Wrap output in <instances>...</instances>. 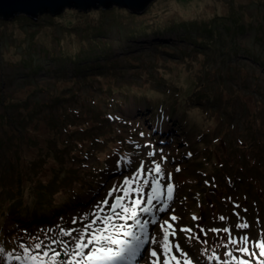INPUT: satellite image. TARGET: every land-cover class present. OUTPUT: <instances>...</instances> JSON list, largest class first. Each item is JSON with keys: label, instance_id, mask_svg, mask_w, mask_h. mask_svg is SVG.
<instances>
[{"label": "rangeland", "instance_id": "1", "mask_svg": "<svg viewBox=\"0 0 264 264\" xmlns=\"http://www.w3.org/2000/svg\"><path fill=\"white\" fill-rule=\"evenodd\" d=\"M84 57L103 73L72 77L71 59ZM107 91L120 97L117 111L147 125L159 105L168 110L164 130L176 152L190 143L196 151L184 159V181L189 184L200 161L208 173H201L202 184L205 176L218 177L215 190L204 186L199 207L189 203L199 215L227 211L232 202L225 195L233 193L241 196L232 200L241 207L232 215L264 227V0H152L137 13L112 5L66 7L36 20L24 13L0 18V218L12 190L32 211L37 188L49 189L58 173L56 188L45 190L46 205L55 209L49 223L68 200L64 215H75L84 226V210L120 185L129 169L122 167L119 175L109 169L103 183L99 163L118 141L136 134L127 129L128 118H105ZM92 125L107 135L93 160L87 158L86 133ZM240 177L242 189L231 190ZM77 193L83 198L73 204ZM79 205L84 208L76 210ZM156 233L164 232L159 227Z\"/></svg>", "mask_w": 264, "mask_h": 264}, {"label": "snow or ice", "instance_id": "2", "mask_svg": "<svg viewBox=\"0 0 264 264\" xmlns=\"http://www.w3.org/2000/svg\"><path fill=\"white\" fill-rule=\"evenodd\" d=\"M155 171L157 173V175H159L161 168L160 165L157 164ZM124 185L128 188V190L123 191V196H115V203L109 205L110 209L112 210L114 215L119 216V212L117 211L118 209L123 212V213H128L131 218L135 221V226L139 227L140 229V233L136 234L134 231L131 230V228H129L128 231L124 232V236L126 237H130V240H119V239H113V237L111 235H100V234H92V238L87 240L86 243L81 242L77 244V248L82 249L87 247L90 244H97V245H101L103 242L107 241L108 244H112V245H120V249L119 251H115L113 250V248L111 247H99L96 251L91 252L87 259L89 261H111V260H116V259H122V258H134L139 251L141 250V248L144 246V244L147 242L146 239L142 238L146 235V231H147V227H148V221L145 220L143 222H141L138 218V212H137V208H140L141 204L143 203L141 200L136 199L133 201V204L135 205V207L129 208L126 207L125 204L123 203V201L130 197L133 192H135L136 194H139V189L135 188V185L133 183L132 180L126 179L124 180ZM152 191L155 194L154 197H149L146 201V206L140 208V210L144 213H147L149 215H153V205H154V199L155 200H162L163 196L162 194H160V185L158 183V181H152ZM116 191V189H113V193ZM172 194H173V185L168 184L167 185V199L170 201L172 199ZM105 204L107 203V201L104 202ZM160 212H166L168 210V204L164 203L162 207H160L158 209ZM124 219H127V216L123 217ZM106 221L110 222L111 221V217H105L104 218ZM172 220H176L177 217L176 216H172L171 217ZM195 219V218H194ZM221 220H223L224 218L221 217ZM153 223H155V217L153 216ZM165 224H167V227L164 226V224H161L160 227L163 229L164 231V249L166 252H171V248L168 245V241H169V229H171L173 226L172 224L168 223L167 221H165ZM121 228H123L124 226L121 225ZM240 227L242 228H246L247 225L246 224H242L240 225ZM181 231H190L187 229H181ZM225 231H227V229H225ZM174 234V233H173ZM40 245H37V248H39ZM177 247H179L177 245ZM261 248H264V243H262L260 245ZM244 251H247V249H244ZM97 252L99 253V255H97ZM129 254L127 257L125 254ZM45 255H47V253H45ZM57 256L59 255V253L56 254ZM151 255L153 257L157 256V253L155 251H153L151 253Z\"/></svg>", "mask_w": 264, "mask_h": 264}, {"label": "water", "instance_id": "3", "mask_svg": "<svg viewBox=\"0 0 264 264\" xmlns=\"http://www.w3.org/2000/svg\"><path fill=\"white\" fill-rule=\"evenodd\" d=\"M152 0H0V18H12L24 13L33 20L40 14L56 15L66 7H76L81 10L91 8H109L112 5L126 7L132 12H140Z\"/></svg>", "mask_w": 264, "mask_h": 264}, {"label": "trees", "instance_id": "4", "mask_svg": "<svg viewBox=\"0 0 264 264\" xmlns=\"http://www.w3.org/2000/svg\"><path fill=\"white\" fill-rule=\"evenodd\" d=\"M43 14H47V13H43ZM187 24H192V22H189ZM206 25L207 26H205L204 29L207 30L209 33H211L210 32L211 28L209 27L208 24H206ZM87 58L88 57H84V60H79L77 58L71 59L72 60V67H71L70 71H71V76L72 77L77 78L78 75H80V76H83L85 78H88V77H90L92 75L98 76V75H101L103 73V71L99 69L100 68L99 67L100 66L99 63H94V65H90L91 62L89 60H86ZM93 58H95V57H93ZM96 132L97 131L95 129L90 128V127H89L88 130H86V133L89 136H92L91 141L93 140L94 135H95ZM57 175H58V173L56 175L54 174V177L52 178L51 182L48 185V186H50L49 189H46L42 185H40L37 188V190H36V192L34 194L33 202H32V203H34V205H33L35 207L34 210L29 211V210H27L26 206L23 207L20 210V207L23 206L21 198H20L21 195H19V194H21V192L18 193V191H17V192H13L12 194L6 195L11 201H10V204L7 206V208L5 210H3L2 212L3 213L7 212V214L8 213L13 214L14 218L20 217L21 216V212H23L24 214H32V215L35 216V218L44 217L45 215H43V214L46 212V209H48L47 207H49V205H50V202H48V204L46 205L47 198L45 197V193H46L45 190L53 191V188H56L54 186L55 184L53 183V180H56V176ZM60 175H59V177H60ZM14 193H16V194H14ZM16 195H18V196H16ZM29 206H31V205H29ZM1 220L2 219H0V228L4 229Z\"/></svg>", "mask_w": 264, "mask_h": 264}]
</instances>
